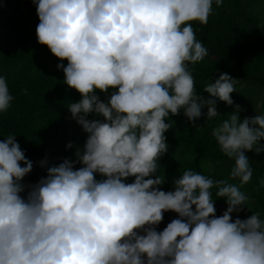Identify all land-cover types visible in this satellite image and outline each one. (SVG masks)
Returning a JSON list of instances; mask_svg holds the SVG:
<instances>
[{
  "label": "clouds",
  "instance_id": "1",
  "mask_svg": "<svg viewBox=\"0 0 264 264\" xmlns=\"http://www.w3.org/2000/svg\"><path fill=\"white\" fill-rule=\"evenodd\" d=\"M34 2L38 40L68 61L57 67L81 94L68 107L88 136L76 159L48 167L26 198L22 181L33 161L15 134L0 140V264H264L260 213L232 219L249 199L240 185L188 168L173 180L174 190L159 187L170 114L183 109L194 123L205 107L208 120L220 115L215 98L234 103L236 78L211 77L205 98L188 65L207 55L191 22L207 24L213 0ZM110 88L105 102L97 90ZM12 100L0 75V112ZM241 111L235 104L213 135L235 160L231 177L244 184L253 175L246 150L264 151V114L241 118ZM93 112L103 119H88ZM96 173L106 178L97 180ZM129 176L133 182H126ZM214 185L216 198H227L219 216ZM169 210L178 218L158 231Z\"/></svg>",
  "mask_w": 264,
  "mask_h": 264
},
{
  "label": "trees",
  "instance_id": "2",
  "mask_svg": "<svg viewBox=\"0 0 264 264\" xmlns=\"http://www.w3.org/2000/svg\"><path fill=\"white\" fill-rule=\"evenodd\" d=\"M249 23L255 24V21L251 19ZM38 24L39 16L34 0H0V75L6 77L13 96L9 108L0 112V140L15 134L26 157L33 161V169L22 181L25 191L21 195L25 198L30 186L47 176L48 167L62 163L65 158L75 160L77 147L82 149L88 136L68 107L71 102H78L82 98L81 94L67 85L63 69L57 67L61 62L66 66L68 61H61L47 45L39 42ZM208 25L209 30H214L213 23L209 22ZM198 40L208 49L207 55L194 64L188 62V65L198 95L205 98H211V94L205 90L206 83L202 79L217 70L229 68L230 65L224 63L225 56L245 52L247 55L258 53L264 57V36L246 43L231 44L227 40L218 42L215 35L207 33ZM112 92L111 88L107 93L97 90L105 102ZM215 99L220 115L209 120L207 107L194 123L185 116L183 109L167 118L174 123L165 133L168 151L158 158L160 169L157 174L165 177V183L159 186L163 190H174L173 180L177 172L171 171L172 150L192 151L212 164L223 160L222 149L213 137L194 132L195 127L205 122L216 127L233 111L226 102L218 97ZM87 118L103 119L94 112L89 113ZM71 121L74 124L71 132H68L67 127ZM175 127H185L188 132L176 130ZM69 142H72L71 148L68 147ZM45 158L47 163L41 165L40 161ZM81 166L82 163L75 165L77 168ZM251 166L253 170L264 174L262 164ZM134 179V176H129L126 182H133ZM211 191L215 198L217 187L214 185ZM224 206L227 208V203Z\"/></svg>",
  "mask_w": 264,
  "mask_h": 264
},
{
  "label": "rangeland",
  "instance_id": "3",
  "mask_svg": "<svg viewBox=\"0 0 264 264\" xmlns=\"http://www.w3.org/2000/svg\"><path fill=\"white\" fill-rule=\"evenodd\" d=\"M251 19L255 21V24L249 23ZM209 22L214 24V30H209ZM191 23L196 33V39L209 33L215 35V40L218 42L223 40H227L231 44L250 42L264 36V0H223L219 5L213 0V11L209 15L208 23L202 24L199 21H192ZM224 59V63L230 65L229 68L215 71L204 77L202 81L207 85L211 77L215 79L218 78L221 72H228L233 78L237 79V83L235 85L236 90L230 94L234 101L233 105L226 104L232 110H234L235 104H239L242 108L240 112L242 118L244 116L253 117L257 113L264 114V57H261L258 53L247 55L245 52H239L232 56L227 55ZM73 124V121L69 123L68 132H71ZM175 129L188 132L185 127H175ZM213 129V126L205 122L199 125V128L195 127L194 132L198 134L205 133L216 140ZM260 143L264 144V139ZM171 152V171L175 170L177 172L176 178L182 175L186 169L192 168L198 172L206 173L214 179H227L231 183L240 185L241 190L245 192L249 199L242 206L241 211L232 213L233 220L237 216L241 219L247 218L256 212H259L261 219H264V183H262L264 174L253 170L251 180L241 184L239 177L233 178L230 175L235 163L234 158L228 157L223 151V160L215 164L198 157L189 150H172ZM246 154L250 158L251 165L259 166L262 164L264 166V151L256 153L254 149L246 150ZM95 175L97 180L104 178L99 173ZM226 200V197L215 199V214L217 216L222 215L226 210L224 206ZM178 216L179 214L174 211H165L162 221L155 226L156 229L162 231L168 223L178 218ZM139 231L143 234V230Z\"/></svg>",
  "mask_w": 264,
  "mask_h": 264
}]
</instances>
